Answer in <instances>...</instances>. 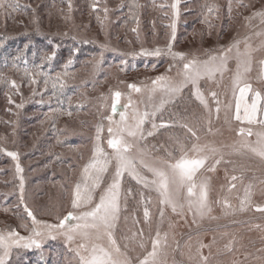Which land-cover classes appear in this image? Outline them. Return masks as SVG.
<instances>
[{
  "label": "snow or ice",
  "instance_id": "6c2138e0",
  "mask_svg": "<svg viewBox=\"0 0 264 264\" xmlns=\"http://www.w3.org/2000/svg\"><path fill=\"white\" fill-rule=\"evenodd\" d=\"M179 4L180 0H174L170 6L174 19L170 25L171 35L166 49L142 48L139 53L131 54L143 57L169 56L172 63L165 73L150 78L148 82L127 84L129 91L126 93L112 88H109V95L101 93L98 105L100 122L95 126L90 156L80 166L78 178L72 182L69 190L70 206L66 214L56 216L54 223L38 220L25 202V182L20 175L19 201L31 220L32 227L28 229L27 225H24L25 230L29 232L27 236L20 235L12 228L0 229V264H9L14 249H40L45 238L56 239L57 236L64 237L68 250L73 254L74 264H168L167 249L170 247L168 232L162 233L157 227L154 235L150 234L148 238L144 237L142 229H130L129 234L123 237L117 235L121 214L127 212L128 197L133 195L131 187L126 189L122 187L125 176L134 180L142 189L157 194L160 223H163L168 209L182 217L191 214L195 223L197 218L203 219L212 212L210 178L204 175L205 172H214L217 165L230 162L225 157L231 155L252 158L264 165V91L254 89L250 83V73L253 72L254 65H258L257 79L264 82V58L259 61L255 59L256 52L264 51V8L244 17L245 27L249 29L248 34L233 38L225 46L205 50L202 58L195 54L173 51L172 41L176 39V21L180 15ZM67 6L71 10V0ZM26 7L29 5L22 6L20 0H0V14L21 12ZM91 7L93 12H97L99 0H94ZM131 7L138 8L139 4L133 0ZM238 7L247 8L249 5L238 0ZM204 8L208 16L218 18L219 5L206 3ZM101 10L104 19H107L108 8L103 7ZM232 10V0H229V17ZM133 17L135 18V13ZM96 18L98 21L101 20L99 15ZM255 21H258V24ZM36 31L39 32L38 23ZM132 31L136 29L133 28ZM253 37L259 39L258 45L252 43ZM0 47H3V44H0ZM101 48L107 50V45H101ZM56 55V51L52 50L44 55L41 64L34 69L27 67L23 69L24 77L29 79L31 85L38 84L40 82L38 77H43L44 91H47L50 85L54 90L53 95L63 94L67 87L66 78H74L67 71L73 63L71 59L64 65L65 71L57 72L54 77L42 70L46 63L55 60ZM15 59L21 60L22 54L17 55ZM102 61L103 52L100 59L94 58L91 62L94 73L99 71ZM232 62L234 67H230ZM12 68L19 71V66L15 62ZM172 69H175V76L170 74ZM226 73H231L232 100L223 105L226 110L225 123L231 124L234 120L240 125L238 129H233L237 139L231 144L201 142L199 134L201 126L198 119L195 123L187 118L163 120L167 106L174 104L184 90L188 89L190 96L195 98L206 114L207 133L214 134L212 115L215 112L216 119H219L222 102L216 91L209 90L205 93L201 81L219 86ZM0 84H8L17 90L20 87L15 80L6 79L2 74ZM133 93L138 94L140 98L133 99ZM37 94L39 93L33 89L32 95ZM17 107H23V103ZM78 107L83 108L84 105L79 104ZM64 114L69 118L73 115L71 111ZM117 116L118 119H115ZM105 120L107 125L104 124ZM149 124L150 129L146 128ZM175 127L184 129L185 133L183 136L170 135V145L159 146L163 154H157L156 145L149 148L143 143L160 129ZM215 131L218 132L219 129ZM105 142L111 152L106 151L103 146ZM0 151L16 161V173L22 174L19 154L3 147H0ZM235 171L234 168L233 172ZM257 180L259 185L264 186V176H253L246 186L243 171L240 175L231 176L229 193L237 187V183L233 182L243 186L244 195L239 198L240 211L254 207L255 211L264 213V205L252 204ZM261 190L264 192V188ZM139 195L141 202L145 204L144 222L150 223L151 213L147 205L151 204L152 200L145 197L143 191H140ZM222 205L225 214H231L228 197L224 198ZM4 211L7 212L8 209ZM171 227L169 224V228ZM121 240L127 242L121 243ZM233 244L234 241H229L225 245L228 252L233 251ZM204 247L210 245L201 244L196 249L195 257L189 255V260L198 259L200 264H207L208 257L202 252ZM137 248L141 251L133 256L131 253Z\"/></svg>",
  "mask_w": 264,
  "mask_h": 264
},
{
  "label": "rangeland",
  "instance_id": "374dc122",
  "mask_svg": "<svg viewBox=\"0 0 264 264\" xmlns=\"http://www.w3.org/2000/svg\"><path fill=\"white\" fill-rule=\"evenodd\" d=\"M246 5L249 7L241 10L238 7V15L236 19L229 23V26L225 30L221 31L220 28V17H218V22L215 23V28L209 32L208 36L195 35L188 36L182 39L178 43L176 40L172 41L173 51L185 52L189 55L195 54L200 57H204L205 50H210L214 48H219L225 46L232 41L233 38L242 37L249 33V29L245 27V16H249L252 12L260 10L264 6V0H248ZM70 15L66 17V21H74L70 10H67ZM63 18V16L61 17ZM258 24V21H256ZM257 30H259L257 28ZM58 32V31H55ZM59 33V32H58ZM93 40L101 45H107L113 50L109 51L112 53V57L117 59L120 65V70L117 69L116 64L111 68L107 69V74L104 79L92 76L93 70H91L92 61L95 59H100L99 55L93 56L89 64L81 65L74 72V84L76 85V98L79 99L78 102L87 104L89 106L88 110L79 113V118L82 121L78 122V125L82 128H78L77 125L71 123L72 126L63 123L62 131L68 134H82V143H78L79 146L75 148L60 149V153L65 156L73 166V173H71V180L64 178L63 180H51L46 183L41 181H36V183L30 188V181L32 178L40 177L42 156H37L34 154L35 146L44 139L46 135V124L37 128L32 122L25 124L24 128H21L23 136L19 133V129L15 124L17 118L20 117L17 113V109L20 110L28 103L39 105L40 100H46L45 97H41L43 89H38L35 85H26V89L16 90L18 103L17 105L23 103V107L13 108L12 111L14 115L11 120L13 127L1 126L0 125V147H5L8 151H15L19 154V164L23 168L22 174L16 173V161H13L11 157L7 156L3 151H0V168L7 171L0 176V191L5 193V199L14 196L13 200L10 199L12 206L8 207L10 209V216H3L1 219L3 224L10 219H15L17 222L8 225V228L17 230L20 235L27 236L28 231L25 230L24 225H27L28 229H31V220L27 217V214L23 211V205L19 201V183L20 175L23 176L25 182V202L33 210L38 220L46 221L48 223H54L55 217L58 215H63L69 208V190L71 188L72 182H74L79 175L80 166L83 165L89 158L93 137L95 135V126L100 122V114L98 113V105L100 104L99 97L101 93L109 95V88L113 90L119 89L122 92H128L126 85L129 83L139 84L141 81L148 82L150 78H154L157 75L165 73L166 69L169 68L172 63L171 58L166 55H161L160 57H155L156 61L153 65L157 66V71H146L137 70L136 72L125 73V64L127 61L135 62L139 55L133 56L132 53H139L142 48L153 50L157 47L161 49H166L170 39H129L126 43H116L112 39H87ZM252 43L258 45L260 43L259 39L253 37ZM120 49L122 52L128 53L126 56H120L115 53L116 49ZM107 51V50H106ZM105 51V52H106ZM104 52V53H105ZM264 58V51H259L255 53L256 61ZM122 60V61H121ZM121 62V63H120ZM126 62V63H125ZM148 61L147 63H149ZM160 64V65H158ZM102 61L101 66H104ZM100 66V67H101ZM122 67V68H121ZM230 67H234V62L230 64ZM123 69V71H121ZM258 65H254V70L250 73V83H252L253 88L256 90L264 91V82L257 79L258 76ZM105 71V69H104ZM171 75L175 76V69H172ZM230 76L231 73H226L223 81L217 86L215 83L201 81L202 90L207 93L209 90H214L219 94V99L222 102V110L219 114V119H216V114L213 112L212 115V127L214 134L207 133L206 124V114L202 107L199 105L195 98L190 96L189 90L185 89L181 96L173 107H171L170 112L173 114V118H166L163 113V120L168 121L171 119L187 118L192 122H197L199 120V126H201V142L211 141L216 144H231L235 139H237L235 131L233 129H238L240 126L238 122L234 120L231 124L225 123V109L224 104L232 100L230 91ZM123 81V83H121ZM20 84V82H17ZM35 89L39 94L32 95V90ZM40 96V97H39ZM140 97L138 94L133 93V99L138 100ZM209 99H211L209 97ZM123 103V99H122ZM43 105V104H42ZM169 106V105H168ZM42 110V107H38ZM234 111V108H233ZM90 112H96L97 114H91ZM46 112H44L45 114ZM88 114V115H87ZM33 114H30L32 118ZM92 122L93 130L90 132L85 131V127L89 125L91 118H94ZM118 119L117 117H114ZM27 120H24L26 122ZM157 122H160V118H157ZM107 125V121H104ZM146 128L150 129L151 125H146ZM171 129V130H170ZM164 130H159L154 136L148 137L147 140L143 141L144 144L148 145L149 148L152 145L157 146V154H163L162 150L159 149L160 145H170L169 136L170 135H181L185 133L184 129L179 127L170 128ZM219 129L218 132L215 130ZM104 136H107L105 131ZM19 142H22L19 145ZM25 144V146H24ZM106 151L111 152V149L107 148L106 142L103 145ZM3 147V148H4ZM35 147V148H34ZM53 150L51 149V152ZM227 151V150H225ZM32 152V153H31ZM43 155V154H42ZM77 155V156H76ZM81 156L83 159H81ZM46 155H44V158ZM226 160L230 161L228 163H221L216 166L214 172H205L204 175L210 178V201L212 212L209 216L203 219L197 218L196 222L193 223V217L188 214L186 217L174 214L170 209L166 210L165 218L163 223H160V216L158 211V205L156 202V193L149 192L146 189H142L140 185H137L134 180L130 177L125 176L122 187L129 188L133 190V195L128 197L127 200V212H122L121 220L118 225L117 235L118 237H123L129 234V230H139L142 229L144 237L148 238L150 234L154 235L155 230L159 227L160 231L169 233V245L167 249V261L168 264H200L198 259L189 260V255L195 257L196 249L201 245H210V247H204L202 249L203 255L208 257L207 264H264V213L255 211L254 207H249L245 211H240V199L244 195L243 186L238 182L237 187L232 189L229 193L228 188L231 181V176L233 174L240 175L241 171L244 174V185L246 186L253 176L262 177L264 176V165L258 160L252 158H242L238 155L226 156ZM7 161V166H3V162ZM51 170L55 171L57 167H49ZM236 169L235 173L233 169ZM251 169V170H249ZM57 173L63 177L65 174L63 170H57ZM49 178V177H48ZM54 178V177H53ZM52 178V179H53ZM70 181V182H69ZM256 188L254 189V195L252 197L253 205H264V192L262 188L264 186L259 185L258 180L255 181ZM66 185V186H65ZM63 189H65L63 191ZM140 191L144 192L145 197H150L152 203L147 205L150 213L151 220L150 223H145L143 218V211L145 204L141 202V197L139 195ZM225 197H228L229 203L231 205V214H225L222 202ZM220 201L221 203H217ZM15 205H17L15 207ZM15 207V210H13ZM22 214V216L20 214ZM13 215V216H12ZM127 217V220H125ZM139 221V223H135ZM226 222V223H225ZM225 223V224H224ZM169 224L172 225L169 228ZM259 226V227H257ZM229 241H234L233 251L228 252L225 245ZM127 241L121 240V243ZM191 250V251H190ZM141 250L136 249L135 252L131 253L133 256L137 255ZM59 253L62 264H74L73 254L68 250L65 239L63 236H57L56 239L45 238L42 242L40 249H14L11 259H13L15 264V255L21 260V264H40L37 262V258L53 257ZM24 255V256H23ZM25 256L32 262H28ZM10 259L9 264L12 262ZM35 259V261H34ZM251 259V260H250Z\"/></svg>",
  "mask_w": 264,
  "mask_h": 264
},
{
  "label": "trees",
  "instance_id": "16d2710c",
  "mask_svg": "<svg viewBox=\"0 0 264 264\" xmlns=\"http://www.w3.org/2000/svg\"><path fill=\"white\" fill-rule=\"evenodd\" d=\"M93 2L94 0H71L72 8L70 12L74 21H66V17L70 15L67 11L69 10L67 6L69 0H20L22 6L29 5V7L24 8L21 12L0 14V44H3V47H0V74L6 79L20 82L18 84L20 86L19 90H23L24 88L26 89L27 84L30 85L29 79L24 77L23 69L25 67L34 69L41 64L44 55L50 53L52 50L56 51V58L50 63H46L42 70L53 77L57 72L65 71L64 65L69 59L73 63L68 67L67 71L73 76L77 68L81 65L89 64L93 56H101V52H103V62L105 65L101 66L99 71L92 74L96 78V82L99 79L98 77H100V82L101 79L106 77L107 69L111 68L114 63H117L116 67L120 70L119 61L114 59L111 55L112 53L109 52L113 50L111 47L107 46L106 51L101 48V44L87 39H112L116 43L123 44L129 39H170V25L174 19L173 9L170 6L174 0H135L139 4L138 8L131 7L133 0H99L97 12L92 11L91 6ZM242 2L246 4L248 0H242ZM206 3L219 5L220 11L218 17L221 19L219 25L221 31L225 30L229 26V23L236 19L238 15V0H232L233 10L231 17H229L228 13L229 0H180V15L176 21V43L188 36L195 37V35L198 36L200 34L208 36L209 32L215 28L218 18L207 15V11L204 8ZM160 5H165V7H160ZM103 7H107L109 10L107 19H104V13L101 10ZM240 9L244 10L245 8ZM133 13H135V18L133 17ZM97 15L101 17L100 21L97 20ZM62 16L63 18H61ZM37 23L39 32L36 31ZM133 28L136 31H132ZM115 49V53H118L122 57L128 54L118 48ZM121 53L125 55H121ZM21 54L22 59L16 60L15 57ZM155 59L157 58L141 56L137 57L135 62L127 61L125 73H133L137 70L157 71L158 67H153V64L159 61ZM25 60L27 61L26 64L24 63ZM148 61L150 62L147 63ZM14 62L19 66V71L12 68ZM66 79L67 87L64 89L63 94L57 93V95H53L54 90L50 85L48 90L44 91L43 77H38L40 82L35 86L44 91L41 97H39H45L49 101L40 100V104L37 106L28 103L27 106H24L20 110L16 108L18 103L16 90L8 84H0L1 126L13 127L12 121L9 120L14 115L13 108L17 109V113L20 116L17 118L15 124L21 136H23L21 128H24L25 124L30 125L32 122L37 128L42 127L44 123L46 124L47 129L44 139L35 146L36 148L34 147V154L43 157V161L41 162V170L43 169V172L40 173V177L37 175V178H32L29 185L30 188L36 181L40 180H43L44 183L55 179L56 181L58 179L64 182V178L71 180V173L74 172L70 160L58 150H67L68 148L79 146L78 143H82L84 136L77 133H65L62 131V125L66 123V125L72 126L71 123H73L78 128H82L78 125V122L82 121L79 118V113L88 110L89 106L78 102L74 78L70 77ZM69 98H71V103H69ZM10 99L11 102H9ZM176 102L167 106V110L164 112L165 119L168 117L173 118L170 109L177 104ZM79 104H83L84 107H78ZM38 107H42V110ZM68 111L73 113L71 118L64 114ZM44 112L46 113L44 114ZM90 113L93 115L97 114L96 112ZM30 114H33L32 118H30ZM94 119L95 117L91 118L89 125L84 128L86 132L93 130L92 122ZM24 120L27 121L24 122ZM84 141L86 142L85 137ZM21 144L22 142H19V145ZM82 145H85V143H82ZM51 149L53 150L52 152ZM44 155H46L45 158ZM3 166H7L6 160L3 162ZM50 166L53 168L57 167L55 169L56 173L49 168ZM57 170H63L65 173L63 177L57 173ZM3 173H7V171L0 168V176ZM13 198L15 197L11 196L5 199V193L0 191V218L3 216L7 217V215L10 216V209L7 212L4 210L12 206L10 199L13 200ZM15 207H13V210H15ZM20 215L22 216V214ZM2 221H5V218L0 220V229H6L8 225L17 222L15 219H10L3 224ZM19 257L15 255V264H21V260H24V257L23 259ZM25 259L28 262H32L31 260H33H30L28 256H25ZM36 260L40 264H62L59 253H56L53 257L47 256L41 259L38 257ZM11 261L10 264H14L13 259Z\"/></svg>",
  "mask_w": 264,
  "mask_h": 264
}]
</instances>
